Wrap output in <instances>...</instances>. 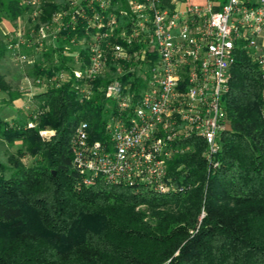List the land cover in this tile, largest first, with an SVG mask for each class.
<instances>
[{"label": "trees", "instance_id": "obj_1", "mask_svg": "<svg viewBox=\"0 0 264 264\" xmlns=\"http://www.w3.org/2000/svg\"><path fill=\"white\" fill-rule=\"evenodd\" d=\"M58 7L48 2L41 19ZM29 11L20 0H0V21L16 24L25 17L30 23ZM6 50L0 41V54ZM55 51L36 57L33 79L70 68L71 59L60 53L55 59ZM109 78H96L88 99L74 89L72 76L45 85L33 96L39 116L32 128L23 116L13 123L0 118V136L21 139L32 157L30 165L13 157L14 169L0 168V264H264V119L257 64L236 49L221 99L228 122L219 135L220 165H208L203 140L186 138V152L167 163L177 189L164 194L101 179L84 185L72 166L70 139L80 121L88 123L90 140L107 138L111 106L100 87ZM0 89L9 101L20 95L1 76ZM41 129L54 133L43 139Z\"/></svg>", "mask_w": 264, "mask_h": 264}, {"label": "built area", "instance_id": "obj_2", "mask_svg": "<svg viewBox=\"0 0 264 264\" xmlns=\"http://www.w3.org/2000/svg\"><path fill=\"white\" fill-rule=\"evenodd\" d=\"M20 2L29 7L32 23L24 30L18 20L6 32L7 49L24 61L29 55L23 47L32 46V64L49 50H57L55 59L57 53L71 59L70 68L33 80L42 90L72 76L74 89L88 99L92 82L110 75L100 87L111 106L107 138L90 140L82 120L70 139L72 166L84 185L101 179L145 185L158 194L175 191L167 163L186 152L183 142L190 136L204 141L206 162L218 167L219 135L228 122L221 99L238 48L257 64L264 119V0ZM48 2L59 7L43 20ZM48 133L54 131H40Z\"/></svg>", "mask_w": 264, "mask_h": 264}, {"label": "rangeland", "instance_id": "obj_3", "mask_svg": "<svg viewBox=\"0 0 264 264\" xmlns=\"http://www.w3.org/2000/svg\"><path fill=\"white\" fill-rule=\"evenodd\" d=\"M23 20H21V24L23 25L24 30H27L29 27V22L26 20V18H22ZM5 41V39H4ZM29 57L27 60H18L10 51H9V56L10 58H8V60L6 59L5 61H7L8 63H2L5 68H9V69H18L19 72L21 73L20 76L18 77V81L16 83V86L18 85V87L21 89L20 92L23 95V98H21V100L19 102H21V105L23 107V109L25 111H31L29 114H24L22 112V115L24 118L27 117V123H26V127L27 128H32L35 126L36 124V120L38 118L39 115H37L36 118L33 117L34 113L38 112L35 111L37 108V101L34 99V95L40 91H42V85L35 83V81H33L34 79L32 78V46L29 47ZM38 57H41V55H38ZM8 66V67H7ZM25 97V100H24ZM32 97V98H31ZM24 100V101H23ZM32 102H31V101ZM32 106V108H31ZM4 114V113H2ZM8 114V113H7ZM39 114V112H38ZM29 123H31V125H29ZM33 123V125H32ZM41 130H45V129H41ZM39 130V135L43 138V139H48L50 138V136L53 134H47V135H41ZM16 158L18 159L21 163H23L24 165H30L32 163V157L26 152V150L24 149V146L22 144V140L21 139H15L13 141L7 140L4 137L0 136V168L5 167V169L8 171L10 169H14L13 166V162H12V158ZM140 208L147 213V215L149 214V211L147 210V207L145 205L140 206ZM204 212L202 210L201 215H203ZM145 219H148V216H146Z\"/></svg>", "mask_w": 264, "mask_h": 264}, {"label": "crops", "instance_id": "obj_4", "mask_svg": "<svg viewBox=\"0 0 264 264\" xmlns=\"http://www.w3.org/2000/svg\"><path fill=\"white\" fill-rule=\"evenodd\" d=\"M21 20L23 19H19V22H21ZM17 25L18 22L14 24L13 22L7 19H2L0 21V41L5 42L4 39L6 38V32L17 27ZM8 58H10V56H9V50L7 49L4 54H0V76L3 78L4 82L6 83L10 91L17 92L20 95L17 98H14L12 101H9L7 91L0 89V118L5 121L13 123L23 116L22 115L23 111L24 114L25 113L29 114L31 111L29 112L25 111L23 109L24 106L22 107L21 102H19L21 98H23V95L20 92L21 89L18 87V85L16 86V83L21 73L19 72L18 69H9L2 66L3 65L2 63L5 62L8 63L7 61H5L6 59L8 60Z\"/></svg>", "mask_w": 264, "mask_h": 264}]
</instances>
